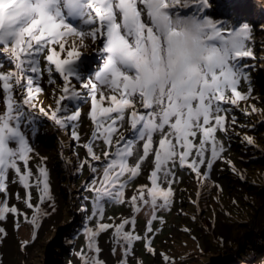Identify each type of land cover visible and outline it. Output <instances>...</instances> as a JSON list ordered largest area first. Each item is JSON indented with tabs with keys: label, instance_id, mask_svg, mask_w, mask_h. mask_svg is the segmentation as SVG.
Returning <instances> with one entry per match:
<instances>
[{
	"label": "snow or ice",
	"instance_id": "1",
	"mask_svg": "<svg viewBox=\"0 0 264 264\" xmlns=\"http://www.w3.org/2000/svg\"><path fill=\"white\" fill-rule=\"evenodd\" d=\"M209 9L210 0H0V46L11 65L9 71L0 72L5 105V111L0 113V194L5 197L0 202V221L9 214L28 219L15 206L9 207L8 184L11 173L25 189L32 187L28 164L33 149L22 124L31 116L25 109L36 107L35 95L42 91L34 79L42 75V59L50 77L54 71L63 78V94L50 118L62 127L78 120V108L70 115L58 116L68 112L66 106L62 107L66 99H84L72 86L70 78L74 77L91 100L93 139H102L106 146L114 148L111 154L104 151L102 187H96V180L90 182L89 190L96 192L97 204L103 198L124 202L126 184L139 175L141 165L153 154L155 134L160 138L150 174L152 187L147 189L150 199H145V189L141 188L139 196L131 197L135 212L141 210L137 201H142L151 207L154 220L158 208L170 205L177 162L181 168L187 166L197 177L207 179L200 167L211 169L224 150L215 138L217 130L227 131L226 116L220 114L225 111L221 102L235 105L249 98L251 89L243 94L238 86L241 80L248 81L244 70L247 65L241 61L253 57L247 46L252 35L249 24L227 30L226 25L209 18ZM73 21L78 23L74 26ZM86 41L103 61L88 78L78 71L77 63L82 57L79 49L89 46ZM54 45L59 46V51ZM62 53L65 58H61ZM14 85L26 89L19 101L13 96ZM105 90L110 94L106 96ZM104 100L110 102L109 106H100ZM137 105L146 111H138ZM40 112L49 115L43 108ZM126 115L135 139H126L120 132ZM232 123H236L235 119ZM74 127L71 136L79 140ZM198 134L199 144H195ZM245 140L253 144L250 137ZM137 141L142 142V154L136 150ZM209 144L210 158L206 159ZM85 147L93 161L101 160L91 144ZM194 150L195 157L189 162ZM110 155L114 158L109 159ZM134 156L136 162L129 165V158ZM91 171L96 173L97 168L92 166ZM39 177L35 187L40 204L50 203L46 168L39 169ZM163 183L168 184L167 189L161 187ZM24 202L33 210L31 222L35 225L41 208L31 203L30 191ZM97 213L102 210L97 208L93 216ZM128 224L134 229V220H125L114 229L125 256L133 242L141 239L132 231H124ZM109 227L98 223L95 229H84L87 249L95 255L86 257L81 253L82 264H103L96 238ZM147 231H152L151 221ZM4 234L0 227V235ZM148 251L152 252L150 246Z\"/></svg>",
	"mask_w": 264,
	"mask_h": 264
},
{
	"label": "rangeland",
	"instance_id": "2",
	"mask_svg": "<svg viewBox=\"0 0 264 264\" xmlns=\"http://www.w3.org/2000/svg\"><path fill=\"white\" fill-rule=\"evenodd\" d=\"M241 1L210 0L213 5L210 16L215 14L217 17L221 10L225 11V6L236 2L243 7ZM256 7L254 13H257ZM240 15L237 19L227 17L219 22L232 29L243 23L255 25L247 44L254 56L241 61L247 65L244 70L248 81L241 80L238 86L243 94H248L250 88V96L246 100H238L235 105L221 102L222 108L229 112L225 110L220 113L226 116L227 131L217 130L215 133L216 140L224 149L220 159L214 162L211 169L200 167L201 173H207L206 180L197 177L187 166L181 168L177 162L173 168L175 176L171 184L173 196L170 205L158 208L154 220L151 207L142 201H137L141 210L135 212L131 197L139 196L140 189L144 188L145 199H150L147 189L151 186L154 151L160 136L153 143V154L141 165L139 175L126 184L124 202L103 198L97 204L96 192L89 190L92 187L90 182L96 180V187H102L100 181L106 163L104 151L111 154L114 148L106 146L102 139H93L95 124L89 116V120L85 117L79 121L76 131L79 140L74 141L70 131L66 135L65 130L49 118L51 108L43 95H35L33 102L36 107L25 109L31 116L22 124V130L27 134L33 149L28 164L32 171L29 180L32 187L25 189L10 173L7 196L9 207L15 206L20 213L27 214L28 219L25 220L24 215L16 217L9 214L0 221V227L5 230V234L0 235V264H82L81 253L86 257L95 255L87 249L84 229H95L98 223L110 225L96 238L100 249L99 259L103 264H264V234H260L264 233V65H260L264 64V19ZM86 43L89 46L82 50V54L91 56L94 46L89 41ZM54 47L59 51L57 45ZM0 50L2 52V48ZM65 55L61 54V58H65ZM9 65V59L3 52L0 53V72L9 71ZM19 89L14 85L13 96L17 101L24 93H19ZM52 94L60 97L57 89ZM109 94L105 90V95ZM227 94L231 95L230 92ZM103 103L109 106L110 102L104 100ZM54 104L56 106V101ZM90 104L86 100L81 117L91 111ZM239 106L241 110L247 109V112L239 111ZM253 107L256 111H252ZM40 108L49 115H42ZM4 111V97L0 93V113ZM127 119L126 115L120 132L127 139H135V135L130 136L132 131ZM233 119L235 124L232 123ZM245 137H250L253 144L248 145ZM115 139L116 136L113 137ZM199 139L198 134L194 143L199 144ZM88 144L101 157L100 161H93L88 155L85 147ZM206 148L209 149L205 153L207 159L210 158V144ZM136 150L142 154V142L137 141ZM109 157L114 158L111 155ZM194 157L195 150L189 162ZM129 161L135 162L136 157H130ZM92 166L97 168L96 173L91 171ZM41 167L48 171L50 203L45 201L40 204L39 190L35 187ZM161 187L167 189L168 184L163 183ZM28 191L31 192V203L41 208L35 225L31 222L33 210L27 208L24 202ZM82 193L84 196H81ZM4 198L0 194V202ZM158 203L161 201L158 200ZM97 208L102 213L93 216ZM125 220H134L135 227L133 229L131 224L125 225L124 231H132L141 237L133 242L127 256L114 230ZM149 221L151 232L147 231ZM258 236L262 240L258 241ZM149 246L152 252L148 251Z\"/></svg>",
	"mask_w": 264,
	"mask_h": 264
},
{
	"label": "trees",
	"instance_id": "3",
	"mask_svg": "<svg viewBox=\"0 0 264 264\" xmlns=\"http://www.w3.org/2000/svg\"><path fill=\"white\" fill-rule=\"evenodd\" d=\"M78 64H79V68H78V71H83V70H85V63H84V61L83 60H81V61H79L78 62ZM262 65H264V64H262ZM52 76H54V78H55V80H54V82H53V84H52V91L50 90V89H45V90H43V93L45 94V96H46V98H47V100L50 102V104H53L54 105V103H55V101H57L58 99H59V97L57 98L56 96H55V94H52L53 92L55 93L56 92V89L58 90V92L60 93V96L63 94L62 92H61V89L63 88V86L61 85V82H62V78H61V76L58 74V73H52ZM34 79H38L37 77H34ZM38 81V80H37ZM59 96V95H58ZM263 100H264V97H263ZM68 100L66 99L65 101H63L62 102V106L64 105V106H66L67 107V105H68V103L69 102H67ZM57 107V106H56ZM239 108H240V110L239 111H242V112H247L246 110L247 109H245V110H241V107L239 106ZM226 111V113H228L229 111H227V109L226 108H224ZM63 112V111H62ZM59 113L60 114V116H62L63 115V113ZM242 118V117H241ZM243 119V118H242ZM259 132V131H258ZM67 144L69 143V141H67L66 142ZM226 181H228V179L226 180ZM260 234H264V233H260ZM258 238V241H260V240H262V239H260V237L258 236L257 237ZM263 240H264V238H263ZM255 241H257V240H255ZM251 244V243H250ZM252 244H255V243H252ZM256 248H258V247H256Z\"/></svg>",
	"mask_w": 264,
	"mask_h": 264
},
{
	"label": "bare ground",
	"instance_id": "4",
	"mask_svg": "<svg viewBox=\"0 0 264 264\" xmlns=\"http://www.w3.org/2000/svg\"><path fill=\"white\" fill-rule=\"evenodd\" d=\"M243 3H244V4H243ZM240 4H241V5L243 4L242 6L245 8V5H246V4H245V2H244L243 0L240 2ZM89 194H90V193H89Z\"/></svg>",
	"mask_w": 264,
	"mask_h": 264
},
{
	"label": "water",
	"instance_id": "5",
	"mask_svg": "<svg viewBox=\"0 0 264 264\" xmlns=\"http://www.w3.org/2000/svg\"><path fill=\"white\" fill-rule=\"evenodd\" d=\"M93 60V59H92Z\"/></svg>",
	"mask_w": 264,
	"mask_h": 264
}]
</instances>
